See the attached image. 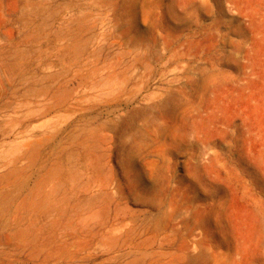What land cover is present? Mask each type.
Wrapping results in <instances>:
<instances>
[{"label":"rangeland","instance_id":"obj_1","mask_svg":"<svg viewBox=\"0 0 264 264\" xmlns=\"http://www.w3.org/2000/svg\"><path fill=\"white\" fill-rule=\"evenodd\" d=\"M0 264H264V0H0Z\"/></svg>","mask_w":264,"mask_h":264}]
</instances>
